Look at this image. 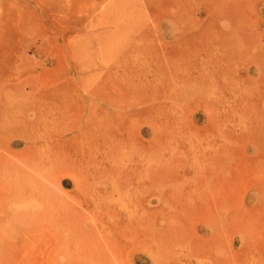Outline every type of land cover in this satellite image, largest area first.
Instances as JSON below:
<instances>
[{
  "label": "rangeland",
  "instance_id": "374dc122",
  "mask_svg": "<svg viewBox=\"0 0 264 264\" xmlns=\"http://www.w3.org/2000/svg\"><path fill=\"white\" fill-rule=\"evenodd\" d=\"M229 5L0 0V264H264V0ZM219 27L222 66L179 40Z\"/></svg>",
  "mask_w": 264,
  "mask_h": 264
},
{
  "label": "bare ground",
  "instance_id": "6f19581e",
  "mask_svg": "<svg viewBox=\"0 0 264 264\" xmlns=\"http://www.w3.org/2000/svg\"><path fill=\"white\" fill-rule=\"evenodd\" d=\"M199 1H201V6H202V7L199 6V11L205 12L204 13L205 15H208L209 17L212 18L211 21L215 22V21H218L220 18H223V19H227L228 21L238 22V20L242 19V9L243 8H240L241 5H234L235 7H238L236 9H234V7L232 5V9H231L230 5H229L230 0H199ZM167 2L176 3V2H184V0H167ZM219 29H220V27H219ZM236 31H238V30H236ZM209 32H212V31L209 30L207 32L200 33L197 35V37H192V38L191 37H189V38L182 37V38H179V40L184 41L185 47H190L193 49L195 48V50H198V49L201 50L200 48L202 47V45H199L201 42L205 46H207V48H209V49H211L214 44L219 42V45L224 47L225 50H227V52H224L221 57H214V55H211V56L206 55V56H209L207 58L208 59L207 65L208 66L211 64L214 65L216 63L219 66H222L221 62L223 59H229L233 56L234 52L232 50H230L228 47L230 46V44H233L235 42V40L238 39L237 34L233 35V34L224 32L222 29L218 30L217 32L214 31L213 33H216L215 35L214 34L211 35ZM198 42H200V43H198ZM196 52H195L194 57L185 58L183 56L182 60L185 61L186 63H191L194 61V63L190 64V65H192L194 68H196L195 65L198 62L203 61V59H204V57L201 54H200L201 56L199 55V52L197 54H196ZM207 52H206V54H207ZM262 52H264V50H262ZM201 53H202V51H201ZM192 74L193 73H191V72L187 73V75L184 77V79L190 80ZM201 75H203V77H204V74H202V72H201ZM222 75H224V74H222ZM195 82H197V81L195 80ZM63 90L64 89H60L56 92V96H57L56 100L59 99L58 98L59 94ZM64 91L67 92L70 90L67 87L66 90H64ZM156 93H157V91H156ZM260 95L264 96V93L260 92ZM47 96H48V94H47ZM71 100H72L71 101V106H72L71 109H73L76 107V105H78V102L75 98H72ZM254 104L256 105L257 103L254 102ZM255 109H256V107H255ZM250 127L253 130H255L254 136H256V134H258V138L256 137V141L259 143V146H258V148L256 147V151H257L256 156H252L251 154H249L247 152L248 150L245 149L246 156L243 159V164L241 162V167L238 168L239 171L241 172V174L245 175V177L247 179H250L253 176L254 172H253L252 165L257 163V162H259V163L264 162V124H260L258 122L257 123H250ZM259 163H257V164H259Z\"/></svg>",
  "mask_w": 264,
  "mask_h": 264
}]
</instances>
